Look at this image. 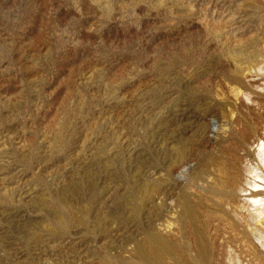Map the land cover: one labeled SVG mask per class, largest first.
Instances as JSON below:
<instances>
[{
  "label": "rangeland",
  "instance_id": "obj_1",
  "mask_svg": "<svg viewBox=\"0 0 264 264\" xmlns=\"http://www.w3.org/2000/svg\"><path fill=\"white\" fill-rule=\"evenodd\" d=\"M232 88L264 93V0H0V264H143L184 191L204 227L193 173ZM244 194L247 226L206 227L208 264H264Z\"/></svg>",
  "mask_w": 264,
  "mask_h": 264
},
{
  "label": "bare ground",
  "instance_id": "obj_2",
  "mask_svg": "<svg viewBox=\"0 0 264 264\" xmlns=\"http://www.w3.org/2000/svg\"><path fill=\"white\" fill-rule=\"evenodd\" d=\"M239 88H232L231 96L224 94L227 98L219 104L218 111L225 129L217 134L214 143L209 141L211 150L206 157L198 159L193 173L195 186L202 173L207 174L216 215L206 218L205 226L199 228L200 198L184 191L171 209L161 200L157 207L159 214L149 216L146 221L144 245L138 246L143 264H208L210 245L206 227L214 223L222 225L227 220L220 219L218 213L228 217L236 227L247 226L241 194L248 196L252 207L264 201L261 191L264 189L261 184L264 181V93H252L251 102H247ZM146 195L149 197V193ZM166 212L172 213L170 218H175L177 225L167 220L169 217L164 218ZM259 217H264L262 212Z\"/></svg>",
  "mask_w": 264,
  "mask_h": 264
}]
</instances>
